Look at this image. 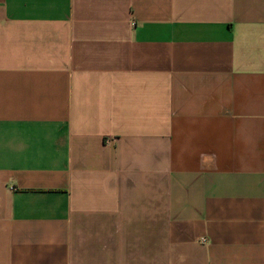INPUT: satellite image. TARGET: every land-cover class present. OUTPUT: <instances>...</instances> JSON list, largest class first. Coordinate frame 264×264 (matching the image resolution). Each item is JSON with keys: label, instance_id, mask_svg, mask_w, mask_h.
Instances as JSON below:
<instances>
[{"label": "crops", "instance_id": "1", "mask_svg": "<svg viewBox=\"0 0 264 264\" xmlns=\"http://www.w3.org/2000/svg\"><path fill=\"white\" fill-rule=\"evenodd\" d=\"M0 264H264V0H0Z\"/></svg>", "mask_w": 264, "mask_h": 264}]
</instances>
